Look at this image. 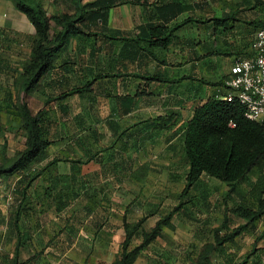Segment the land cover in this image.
<instances>
[{
	"label": "rangeland",
	"instance_id": "1",
	"mask_svg": "<svg viewBox=\"0 0 264 264\" xmlns=\"http://www.w3.org/2000/svg\"><path fill=\"white\" fill-rule=\"evenodd\" d=\"M45 2L49 4L46 6L49 15L72 10L69 0H45ZM11 20L13 27L10 28L13 30L10 32L15 35L20 34L21 36L18 35L17 40L19 38L22 41L20 45L13 41L8 45L5 44L7 49H5L4 56L11 59L14 65L23 59L24 61L30 59L33 43L32 39L28 38V34H31L32 25L21 12L11 15ZM121 20H114L115 24L123 25ZM51 25L54 31L53 21ZM94 42L93 39L88 41L86 49L94 46ZM98 43H100L99 40L95 42L96 45ZM104 47L99 57L106 56L107 47ZM70 52L74 53L72 57L76 58L77 63L79 58L87 57V50L84 53L77 51V54L76 51ZM236 57H233L232 63ZM61 58L62 55L59 59ZM109 60L104 57L102 66H106L105 64ZM75 65L68 74V83L64 86L61 84L54 87L46 84L45 80L43 84L45 94L42 95L40 90L38 92L34 90L22 95L23 100L33 113L43 108L44 102L47 101V106L53 108L56 123L58 126L61 125L62 133V138L57 139L49 146L48 158L29 162L27 171L30 174L44 168L54 156L65 158L69 153L76 154L72 148V142L66 138L67 135L62 125L70 128L72 135H77L78 129L98 126L100 132L104 133L102 145L106 150L102 148V145L99 146L102 148L103 161L107 165L113 163L109 159L111 155L108 150L111 144L110 130L102 126L105 120L112 117L109 113L112 99L105 94L109 86L108 81L97 82L91 91H86V97L69 94L59 100L60 106L57 105L56 95L60 90L76 85L82 87L80 86L83 84V82L80 83L81 73L78 65ZM16 68V66L13 67L14 74L11 72L9 77L12 79L10 86L13 105L11 107H7L6 104L0 105V152L2 143L6 139L7 155L10 157L19 155V152L26 148L29 140L23 116L15 105L19 99V87H17L19 79L17 77L20 73V70ZM103 72H106L105 69ZM3 95L4 90L0 89V100L3 99ZM155 101L156 99H152V104H155ZM142 115H149V113L143 112ZM87 131L84 130L82 133ZM64 136L65 138H63ZM72 139L71 136L70 140ZM150 161L155 165V168L147 179V188L144 194L151 204V210L145 211L138 208L140 198L144 199L143 192L140 193V196L136 195L139 186L128 177L122 178L112 174L109 171V166H107L108 170H105L106 175H97L101 169L103 171L104 169L101 167L102 162L96 160L95 157L80 166L81 175L69 188L57 178V173L67 170L68 164L63 161L58 162L56 170L47 169L51 170V175L45 170L42 174L35 176L26 188L22 200V186H19L18 183L22 177H19L17 173L0 174V264H12L16 235L11 224V213L15 205L19 203L24 207H32L31 215L23 218L25 220L22 227L23 233L25 234L26 231L24 240L27 238V241L21 247L19 257L21 264H111L119 254L124 239V230L121 224L123 216L129 217L128 219L131 221L136 216L146 215L147 226L152 227L160 215H165L178 204L181 207L172 217L176 225L175 230L164 228L161 236L142 248L141 255L135 264H162L163 261L170 264H188V260L193 261L194 259H188L186 257L188 253L198 251L203 243L211 240L215 232L214 229L220 228V234H222L228 228L231 230L243 221L231 211L233 198H223L226 186L221 181L204 176L198 186L195 185L185 196L180 197L178 193L184 187L183 179L172 180L169 171L179 170L182 173L181 156L170 154L161 144L154 149ZM103 171L102 173H104ZM254 173L255 171L251 175L254 176ZM242 186L246 189L248 185L243 183ZM63 189L69 196H65L66 203L63 207L57 209L54 202L58 200L59 192H63ZM46 190L50 191L52 202L46 201L44 197L46 194H43ZM132 200L134 201L133 208L126 212V203ZM222 224H226L227 229H224ZM261 224L262 226L258 224V231L237 238L234 247L236 252L244 253L250 247L253 237L264 230V221L261 220ZM139 243L140 241L136 239L132 241L134 246ZM167 254H169L168 257ZM29 257L33 258L31 262L23 263Z\"/></svg>",
	"mask_w": 264,
	"mask_h": 264
},
{
	"label": "trees",
	"instance_id": "2",
	"mask_svg": "<svg viewBox=\"0 0 264 264\" xmlns=\"http://www.w3.org/2000/svg\"><path fill=\"white\" fill-rule=\"evenodd\" d=\"M12 1L14 6L26 15L35 28L30 59L23 60L17 67L20 70L17 77L19 79V85L17 86L19 87V99L18 103L15 104L18 107L19 113L23 116L29 140L26 148L19 152V155L10 157L7 155V143L6 139H4L0 152L2 159L0 162V174L17 173L19 177H22L18 181L19 186H22V200L23 196H25L26 188L34 180L35 176L42 174L45 170L51 175V170L47 169L53 168L56 170L57 164L60 161L66 162L69 160L72 162L70 172L57 173L58 180L64 186H67V188L71 187V184L79 178L80 166L88 160H92L93 157L102 162V167L105 170L109 166V171L111 172H116V170H123L125 172L127 169L125 161L121 160L122 158H120L118 153H110L109 159L113 162L111 163L112 165H107L103 161L104 157L101 156L103 146L100 148L95 145L97 138H100V132L96 125L78 129L77 135H72L70 128L62 125L67 135L66 138H69V142H72V145L81 146L84 150V155L77 158L54 156L44 168L30 174L27 171L29 162L34 160L41 161L48 158L49 146L57 139L62 138V133L61 125L58 126L56 123L53 108L47 106V101L44 102L43 108L33 113L22 96L24 93H30L34 90H40L42 95L45 94L43 84L48 73L55 74L60 68H64L65 71L74 69L73 66L77 64V61L75 60L76 58L72 57L74 53L70 51H76V54L78 53L77 51L81 53L85 52L84 49H86L88 41L94 40L99 34L92 27L97 26L99 23L101 26L106 24L107 9L113 6L114 3L99 0L82 4V0H70L74 8L73 12L65 11L47 15L42 0ZM181 9V7L178 8V11ZM231 19V17H212L207 20H212L216 26L222 25L226 27ZM52 21L55 25L54 31L52 30ZM187 21L188 19L172 27L154 23H147L141 26L136 39L137 47L132 43L129 44V40L123 37L125 44L119 49L116 60H118V63L123 64L124 60L135 58L136 54H140V52L141 54L144 53L157 57L154 46L159 44L165 46L169 42L173 31ZM261 25H264V22H261L255 28ZM159 33H163V36H159ZM106 38V41L103 40L98 45L94 42V46L88 49V55L90 54L92 57L97 56L105 48L104 46H106V56H110L113 43L109 41L110 37L107 36ZM144 38L147 45L142 43ZM11 41H18L17 35L12 34L10 30L0 28V52L3 43H10ZM61 55L62 58L59 59ZM1 62L2 56H0V65ZM105 76L109 75L102 73L93 75L83 81V84L80 85L82 87L76 85L70 88H61L62 90L56 95L58 99L57 105L60 106L59 100L64 99L69 94H79L86 97V91H91L96 80ZM224 77L221 81L222 85ZM148 78H155V76ZM51 80L52 82L46 81V84L50 85L51 83V86L57 87L56 84L61 83L63 78L52 77ZM1 88L4 90V95L3 99L0 100V105L6 104L7 107H11L13 105L11 86ZM221 96L214 94L200 103L195 108L192 117L188 120L187 126L184 129L183 143L188 169L185 186L180 197L188 193L202 174L215 177L227 184L229 187L227 195L232 193L239 198V201L234 204L231 211L237 217L242 218L244 223L243 225L240 224L233 227L231 230L227 229L226 224H222L224 229H227L222 234H220V228L214 229L215 232L211 240L203 243L200 249L195 251L193 257H188V259L194 258L193 261L188 260V264H211L216 259L214 255L218 256L222 253L227 248V244L233 242L235 236L245 226L249 224L253 225L256 220L264 216V124L246 118L244 107L238 101H226ZM117 100L121 105L122 114H126L132 109L134 97L122 95L117 97ZM54 125L56 127H52ZM84 130L88 131L82 133ZM71 136L73 137L72 140H70ZM111 147L112 144L109 145V149ZM103 149L106 150V148ZM112 159L114 160L112 161ZM253 171H257L258 176L254 182L250 183L246 193L240 187V183L248 179V175ZM124 176L125 174L118 177L126 178ZM119 181H121L120 178ZM43 194H46L44 195L46 201L52 202L49 190H46ZM65 196H69L68 193H65V190L59 192L58 200L54 202L57 209H61L66 203L64 201V199L66 200ZM251 199L253 200L251 201ZM180 207V204L173 207L168 213L162 215L152 227L147 226L146 216L131 221H128L127 217L124 216L122 220L124 239L119 254L111 264H134L140 256L142 248L149 245L158 236H161L164 228L175 230V226L170 220L172 214ZM31 208L24 207V205L19 203L15 205L11 213V224L16 235L14 254L11 260L12 264H21L19 263L21 247L27 241V238L24 240L26 231L24 234L22 227L25 224V220L23 218L24 216L31 215ZM135 239L140 240V243L134 246L132 245V241ZM256 249L264 253V247L258 248L255 244L245 259L238 261L229 256L225 259L226 264H245L247 258L254 254ZM31 259L33 258L29 257L23 263H29ZM256 263L259 264V261H256ZM163 264L169 263L164 262Z\"/></svg>",
	"mask_w": 264,
	"mask_h": 264
},
{
	"label": "crops",
	"instance_id": "3",
	"mask_svg": "<svg viewBox=\"0 0 264 264\" xmlns=\"http://www.w3.org/2000/svg\"><path fill=\"white\" fill-rule=\"evenodd\" d=\"M92 1L99 0H82L81 3L85 4ZM101 1H110L114 5L107 9L106 24L101 26L99 23L97 26L92 27L94 31L99 32L98 37L94 41L98 42L99 40L102 43L103 40L106 41L107 36L110 37V40H108L113 43L111 54L110 56L99 57V54L102 53L101 51L97 56L92 57L90 54L88 55V49H84L85 52L87 50V57L85 59L79 58L77 65L81 73V82L99 73L109 75L97 79L94 85L103 80H107L109 83L105 94L112 99L109 111L112 117L107 121L105 120L102 126L110 130L112 147L109 149V154L118 153L120 158H122L121 160L125 161L127 167L125 172L116 170V172L112 171V174L116 176L125 174L124 177H128L134 184L139 186L136 195L140 196L142 192L144 194L147 188V179L153 168H155V165L151 163L153 160L150 161V158L154 154V149L162 144L163 148L170 154L181 156L182 173L179 170H171L169 172L172 180L182 178L185 186L188 165L184 152V129L195 108L200 103L214 94L223 95L224 87L221 81L227 75L232 65L233 57L248 56L250 54V40L256 29L255 27L264 22V0ZM47 3L42 0L46 13V6L49 5ZM69 5L71 6L70 0ZM180 7L182 9L178 11ZM71 8L72 10L70 9L69 12L74 11V8ZM16 12L21 11L14 6L13 2L0 0V28L13 30L10 28L11 26L13 27L11 15L16 14ZM47 15L49 14L47 13ZM212 17H231L232 19L227 23L226 27H223L222 25L216 26L212 20H207ZM116 19H122L123 25L115 24L114 20ZM186 19H188L187 22L173 31L169 42L165 46L160 44L154 46L157 57L141 54L140 52V54H136L135 58L124 60L123 64L118 63V60H116L119 49L125 44L123 37L129 40V44L132 43L137 47L136 39L141 26L147 23H154L172 27ZM29 24H31L30 21ZM31 25L32 31L31 34H28L29 39H32L35 33V28L33 24ZM159 36H163V33H159ZM145 40L144 38L142 43L147 45ZM13 43H19L20 45L22 41L18 38V41ZM5 44L8 45L10 43L4 42L1 48L3 54L0 52V56H2L0 65L1 90H3L1 87L7 88L10 86L12 79L9 77L13 67H18L19 62L24 60L13 65L11 59L4 56L5 49H7ZM104 57L110 59L105 64L106 66H102ZM104 69L106 72H103ZM56 72L55 74L48 73L46 81L52 82V77H58L60 79L63 78L59 84H62V86L67 84L70 71L60 68ZM151 76H155V78H148ZM35 91L38 92L39 90ZM122 95L134 97L132 109L126 114L121 113V105L117 100V97ZM152 99H156L155 104H152ZM139 112L149 113V115L144 116ZM97 129L100 132L98 126ZM103 137L104 133L100 132V138L95 141L96 146L102 145ZM72 148L76 154L69 153V158H77L84 155V150L81 146L73 145ZM66 163L68 168L64 172H70L72 162L68 160ZM101 170L97 175L103 176L107 174L105 169L104 171L102 170L104 173ZM80 172H82L81 168ZM204 176L217 179L207 174H202L193 187L195 185L198 186ZM257 176V171H255L254 176L250 173L248 179L240 183V187L247 193L250 183L254 182ZM243 183L248 185L246 189L243 188ZM224 184L226 191L223 194V198H233L234 206L239 201V198L232 193L227 195L229 187L226 183ZM182 190L178 193L179 196ZM143 198H140L138 208L142 211L151 210V204L145 198V194ZM133 203V200L126 203V212L133 208ZM177 212H174L172 217ZM140 217L143 216H136L132 220ZM172 217L170 221L176 227ZM128 218L127 220L129 221ZM261 220L264 221V216L256 220L253 225L245 226L235 236L234 241L227 244V248L222 253L218 256L214 255L216 259L211 264H226L225 259L229 256L240 261L246 258L253 245L256 244L258 248L264 247V230H262L259 235L253 237L250 247L244 253L236 252L234 249L238 237L246 234L250 235L259 230L258 224L262 226ZM243 223L244 220L238 225H243ZM194 254L195 251L189 252L186 257H193ZM256 261H259V264H264V253L257 249L254 254L247 258L245 264H257Z\"/></svg>",
	"mask_w": 264,
	"mask_h": 264
},
{
	"label": "built area",
	"instance_id": "4",
	"mask_svg": "<svg viewBox=\"0 0 264 264\" xmlns=\"http://www.w3.org/2000/svg\"><path fill=\"white\" fill-rule=\"evenodd\" d=\"M226 101H238L246 118L264 124V25L253 32L250 54L237 56L223 81Z\"/></svg>",
	"mask_w": 264,
	"mask_h": 264
}]
</instances>
